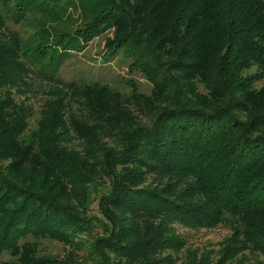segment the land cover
<instances>
[{
    "label": "trees",
    "instance_id": "trees-1",
    "mask_svg": "<svg viewBox=\"0 0 264 264\" xmlns=\"http://www.w3.org/2000/svg\"><path fill=\"white\" fill-rule=\"evenodd\" d=\"M43 1L0 0V264H58L38 243L75 246L90 232L98 176L109 189L98 199L103 235L89 243L92 264H175L184 242L174 225L232 233L218 261L186 251L182 264H264V87L254 86L263 74L244 75L264 69V0H75L83 25L71 32L48 25L71 12ZM35 11L43 17L33 37L6 27ZM112 24L110 50L160 81L152 97L161 104L143 99L147 127L106 86L56 79L79 41ZM35 73L53 87L30 130L32 109L11 92L24 94ZM73 100L101 113L117 149L68 112ZM69 132L89 141L82 154Z\"/></svg>",
    "mask_w": 264,
    "mask_h": 264
},
{
    "label": "rangeland",
    "instance_id": "rangeland-1",
    "mask_svg": "<svg viewBox=\"0 0 264 264\" xmlns=\"http://www.w3.org/2000/svg\"><path fill=\"white\" fill-rule=\"evenodd\" d=\"M47 1L49 0H44L43 3L47 6L51 5ZM59 5H63L66 11L71 12L70 15L72 18L69 21L63 20L62 24H55L51 20L48 23L49 27H57L66 32L77 31L81 28L83 23L78 17V12L74 13L73 9L71 10V7L74 8L75 6V0H60ZM0 10L2 9L0 8ZM35 13H37L36 15L34 14L35 16H28L29 18L25 22L19 24L8 21L6 27L10 31L18 32L23 40L29 39L31 36L33 37L37 29L35 25L36 20H42L41 17H43L42 14L41 16L39 15L41 12L35 11ZM53 13L60 15L57 9H54ZM116 35V25L112 24L87 44H81L79 41L78 45H82V49L78 52L73 51L68 54V57L55 74L56 79L64 83L73 82L77 84H99L106 86L112 93L117 94L116 100L119 101L121 107L128 114L135 117L139 125L147 127L151 124L153 115L150 114L149 107L144 105L145 101L143 99L152 98V105L155 106L160 103L155 101L162 98L161 94H159L156 100L152 97L155 86L157 87L160 81L156 79L154 83L152 82L154 80H147L138 70L130 69L132 61L122 50L118 52L110 50V44ZM31 69L36 71L35 67ZM255 73L263 74V78L254 85L255 89L258 90L264 87V69L252 67L244 75ZM31 76L29 89L24 94L18 95L14 92L11 93L15 102H23L25 105L31 107L32 116L29 119V129L33 130L39 117V110L47 100L46 98L49 97L48 93L51 91L53 84L43 80L41 75L37 73ZM198 91L200 93L203 92L200 87ZM69 104V113L74 112L75 117L81 116L87 124V127L95 126L98 129L96 136L99 141L107 144L108 147L117 149L118 143L112 137L111 131H109L112 126H107L105 118L101 116V113L93 112L88 107H83L74 100L70 101ZM69 135V148L82 154L89 141L78 140L71 132H69ZM107 189H109L108 180L99 176L97 179H93V183L89 185V208L86 216L94 220L93 227L89 233L78 235L75 238L77 242L75 246L40 240L37 248L38 253L42 256H52L58 264H92L93 259L90 258L88 247L93 238L103 235V221L98 211V199ZM173 227L176 234L184 242L182 251L178 255H173V257H176L175 264H182L186 251L194 253L197 257L206 256L212 262L218 261L220 251L225 246V241L232 234L230 228L225 225L210 230H192L178 225H174ZM5 258L3 256L2 260H5ZM247 258L250 262L260 261L258 257L248 256Z\"/></svg>",
    "mask_w": 264,
    "mask_h": 264
}]
</instances>
